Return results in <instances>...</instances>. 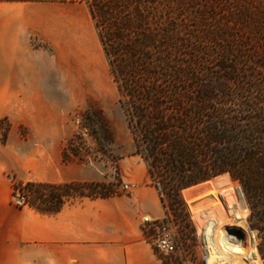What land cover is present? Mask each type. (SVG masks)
<instances>
[{
	"label": "trees",
	"instance_id": "trees-1",
	"mask_svg": "<svg viewBox=\"0 0 264 264\" xmlns=\"http://www.w3.org/2000/svg\"><path fill=\"white\" fill-rule=\"evenodd\" d=\"M81 1L89 9L118 93L117 102L133 142L132 155L144 162L165 219L172 216L178 229L195 243L182 192L199 222L206 263L240 264L238 256L227 253L226 240L218 232L226 217L206 219L191 200L198 187L226 175L240 186V190H231V197L225 194L228 213L234 221L239 213L246 227L243 195L249 227L257 232V249L264 262V83L248 74L253 81L248 85L242 81L241 70L250 64L264 68V1L228 0V6L224 0ZM173 7L184 13L180 21L184 27L173 18ZM182 32L189 35L184 37ZM174 41L178 49L188 48L193 57L215 58L222 75L212 77L203 71L206 79H199L192 60H173ZM80 116L81 128L93 139L113 144L101 112L86 108ZM81 137L75 134L63 148L64 163L84 160L79 154ZM6 138L5 133L2 143ZM16 191L20 192V206L45 215L58 213L75 199L118 195L102 183L15 181L14 194ZM214 197V206L225 212L219 195ZM252 252L257 258L255 247Z\"/></svg>",
	"mask_w": 264,
	"mask_h": 264
},
{
	"label": "crops",
	"instance_id": "crops-1",
	"mask_svg": "<svg viewBox=\"0 0 264 264\" xmlns=\"http://www.w3.org/2000/svg\"><path fill=\"white\" fill-rule=\"evenodd\" d=\"M90 23L95 29L81 0H0V121L34 126L33 112L42 109L43 97L65 92L60 70L86 57ZM30 135L49 139L47 129ZM13 136L5 143L0 138V264H164L141 227L143 217L164 216L154 187H138L129 196L75 199L56 214H41L13 201L15 181L88 182L57 177L48 154L36 161L33 152L22 155ZM60 159L74 162L64 163L61 153Z\"/></svg>",
	"mask_w": 264,
	"mask_h": 264
},
{
	"label": "rangeland",
	"instance_id": "rangeland-1",
	"mask_svg": "<svg viewBox=\"0 0 264 264\" xmlns=\"http://www.w3.org/2000/svg\"><path fill=\"white\" fill-rule=\"evenodd\" d=\"M223 3L225 6H228V0H224ZM183 14L181 9L173 7V18L176 21L180 22L183 19ZM175 20L173 19V22ZM180 23V26L184 27V22L182 21ZM190 24L189 22L187 25ZM90 26L92 34L86 41L89 48L86 57H83L81 63H66L65 70H60V76L64 78L65 92L52 93L43 97L42 109L33 112L35 115L34 126L32 128L25 126L13 127L5 119L0 124V138L5 133L8 138L12 132L14 134L12 144L15 149L22 155L33 152L35 161L43 153L48 154L51 169L61 179L69 180L72 177L79 176L83 181L88 183H94L93 180L96 179L97 183H102L112 192L118 193V195L112 197L129 196L136 188L148 186L149 179L147 170L142 159L132 155L134 150L133 142L127 129L123 112L117 102L118 93L112 82L107 61L92 23H90ZM186 27L189 29L188 26ZM189 30H191V27ZM187 32H182L185 33L184 37L192 31ZM244 34L247 35L246 32ZM184 37L178 36L179 39ZM255 43H257L256 40ZM259 46V50H261V44ZM173 47V60L180 63L192 60V62L196 63L195 68L199 72V79H206V74L212 77L222 75V72L218 70L217 61L212 56H203L205 59L193 57L188 48L178 49L177 41L173 42ZM261 64L264 65V62H261ZM241 70L242 81H247L248 85H251L253 82L252 79L250 81L248 80V74L254 76L258 82L264 83V68L255 67L254 64H250L248 68L242 66ZM203 71H206V74ZM230 86L234 87L232 84ZM86 108L101 112L112 132L114 138L113 144L96 141L86 129L81 128L80 114ZM46 123L48 124L47 127ZM43 129H47L49 133L47 142H41L35 139L31 140L30 134L32 130L39 132ZM75 134H81L82 136L79 154L84 160L63 164L60 159V153L62 148L67 146L68 141ZM76 168H81V173H77L75 171L77 170ZM197 189L199 191L191 198L193 208L196 211L203 213L206 219L212 215L217 220H222L224 216L226 217L224 219L226 220L225 224L218 228V232L226 240L227 253L238 256L240 264H257L258 262L264 264L257 249L260 239L258 238L257 232L251 230L249 227V209L243 195L242 198L247 213L246 227L239 213L235 216V221L233 220V216L228 213V200L231 197V190H240V186L225 175ZM19 193V191H16L12 196L16 204H21V201H17L20 198ZM225 194L229 197L225 196ZM215 195H219V200L225 212H219L218 208L214 206ZM181 196L184 200L189 219L195 229V243L193 244L187 238L185 231L181 232L178 229V223H175L171 216L169 221L171 224V234L176 247L175 252L169 256L157 253L170 264H207L204 240L200 237L199 233V222L192 214L182 192ZM164 219L165 215L161 220L156 221V223L161 224ZM141 227L145 240L157 251L153 245L154 236H152L151 232H144L143 225ZM254 247L257 252V258L252 254Z\"/></svg>",
	"mask_w": 264,
	"mask_h": 264
},
{
	"label": "built area",
	"instance_id": "built-area-1",
	"mask_svg": "<svg viewBox=\"0 0 264 264\" xmlns=\"http://www.w3.org/2000/svg\"><path fill=\"white\" fill-rule=\"evenodd\" d=\"M142 225L144 232H151L154 236V246L159 254L169 256L175 252V243L171 234V224L168 219L163 220L161 224L148 218H143Z\"/></svg>",
	"mask_w": 264,
	"mask_h": 264
},
{
	"label": "water",
	"instance_id": "water-1",
	"mask_svg": "<svg viewBox=\"0 0 264 264\" xmlns=\"http://www.w3.org/2000/svg\"><path fill=\"white\" fill-rule=\"evenodd\" d=\"M17 201L19 202V201H21V199L19 198V199H17Z\"/></svg>",
	"mask_w": 264,
	"mask_h": 264
}]
</instances>
